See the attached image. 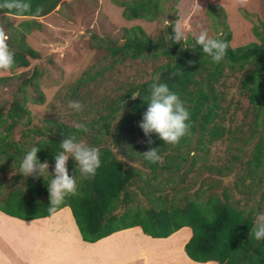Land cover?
<instances>
[{"label":"trees","instance_id":"obj_1","mask_svg":"<svg viewBox=\"0 0 264 264\" xmlns=\"http://www.w3.org/2000/svg\"><path fill=\"white\" fill-rule=\"evenodd\" d=\"M113 1L119 4L118 0ZM67 2L0 0V17L24 18L23 29L31 31L40 27L38 19ZM25 4L29 6L25 8ZM119 5L124 8L122 16L127 21L154 19L162 13L160 0H125ZM169 24L166 33L155 41L135 27L127 31L122 47L116 43L108 46V50L115 61L118 57L140 60L160 52L165 62L155 72L160 82L167 83L185 101L191 113L190 135L175 146L165 144L156 134L152 135L153 143H147L138 125L147 110L143 97L148 95L152 81L130 85L120 100L91 104L89 112L97 119L85 124L86 130L48 120L49 127L30 131L39 138L36 142H31L30 133L25 132L21 143L11 138L17 126L28 125L31 119L26 97L16 99L7 111L0 107V156L18 161L27 151H21L22 143H39V160L47 161L49 168H54L55 151L59 150V143L64 138L75 133L81 139L87 130L96 129L99 136L91 145L100 150L101 166L94 177L87 178L80 175L76 162L69 159V174L78 176L79 191L75 196H67L54 212L49 211L47 179L37 176L25 177L24 189H14L7 198L0 199L10 207L5 209L2 205L0 211L22 221H31L49 218L69 208L82 240L91 244L135 227L153 239H167L188 227L192 235L185 244V253L194 262L264 264V241L250 238L256 215L264 208V23L252 28L255 43L235 49L230 47L226 32L223 40L229 47L225 59L219 63L203 54L199 45L190 47L188 42H171L168 35L172 33L173 23ZM7 43L15 57L14 66L8 70L11 73L28 69L30 60L39 57L27 47L24 34L15 32L11 40L7 38ZM237 74H241L238 95L248 101L246 118L252 116L247 131L242 130L245 124L235 128L231 124L224 125L230 106H223L226 93L220 80ZM25 75L26 72L22 74ZM37 78L35 71L22 81L20 91L24 92L28 86L37 87ZM91 79L94 77L84 81ZM135 92L140 95L134 100ZM76 94L77 89L72 92L73 98H77ZM37 100L44 103L40 91ZM117 117H121L118 119V138H112L110 128ZM122 132L126 133L127 139H122ZM224 143L231 146L227 149L228 157L223 163L213 161L211 156L217 155L216 152L213 154L214 149ZM150 148H159L160 161L152 163L144 159L143 153ZM119 156L129 160L139 158L143 166L125 165ZM143 168L149 169L148 175H144ZM204 170L211 178H202L193 188L190 177ZM164 173L172 177H167L161 184L159 178ZM233 175L234 183L226 185L223 179ZM21 177L19 174L14 181ZM141 196L147 199L146 206L139 201Z\"/></svg>","mask_w":264,"mask_h":264},{"label":"rangeland","instance_id":"obj_2","mask_svg":"<svg viewBox=\"0 0 264 264\" xmlns=\"http://www.w3.org/2000/svg\"><path fill=\"white\" fill-rule=\"evenodd\" d=\"M67 1L48 16L38 19L40 27L31 31L23 29L22 23H26L24 18L0 17V31L5 34L6 42L7 38L11 40L15 32L24 34L27 47L39 55L38 58L30 60V67L24 71H0V107L7 111L16 99L22 100L26 97V107L30 111V124H20L11 136L16 143H21L24 132L30 133L31 142H36L39 138L30 131L33 128L49 127L48 120L72 128H75V123L89 124L97 119L94 113L89 112L91 104L95 105L102 100L107 104L112 100H120L130 85H141L158 77L155 71L165 62L160 52H153L140 60L118 57L115 61L112 58L108 46L118 43L119 47H122L128 30L139 27L155 41L166 33L170 22L173 26L179 22L186 31L184 42H188L190 47L197 46L196 37L206 29L212 38L223 39L229 33V45L235 49L255 43L257 40L252 28L264 23V0H160L161 15L154 19L146 17L132 21H127L122 16L124 8L119 4L125 0H118L119 4L113 0ZM35 71L38 73L37 87L28 86L21 92L22 81L28 79ZM24 72L25 77L22 76ZM240 76L241 74L226 76L220 80L226 93L223 106H230L224 125L231 124L235 128L245 124L242 130L247 131V124L252 120V116L246 118L248 101L238 95ZM87 77L94 79L84 81ZM75 89L77 98L72 96ZM39 91L44 98L42 104L37 100ZM79 98H82L84 105L83 113L74 112L68 107L71 101ZM120 118L117 117L112 122V138H118ZM24 123H27V120H24ZM97 136L99 134L96 129H89L81 139L91 145ZM127 137L126 133L122 132V139ZM110 141L111 137L108 136V142ZM228 144L224 143L214 149L213 154L216 152L217 155L211 156L213 161L224 162L228 157L227 149L231 147ZM31 145L22 143L21 151L29 150ZM119 159L125 165L135 163L137 168L143 166L139 158L129 160L119 156ZM15 160L16 158L11 160L0 156V199L7 198L14 189L25 188L23 175L21 179L14 181L20 174ZM53 170L54 168H49V172ZM142 171L144 175L149 174V169L143 168ZM167 177L172 176L161 174L159 183L163 184ZM202 178L208 179L211 176L206 174V170L191 176L189 181L192 187L196 188ZM223 181L226 185H232L235 175ZM39 198L44 199L43 196ZM146 200L144 196L139 199L144 206ZM2 205L5 209H10L7 204L0 202L1 207ZM261 212H264V208Z\"/></svg>","mask_w":264,"mask_h":264},{"label":"clouds","instance_id":"obj_3","mask_svg":"<svg viewBox=\"0 0 264 264\" xmlns=\"http://www.w3.org/2000/svg\"><path fill=\"white\" fill-rule=\"evenodd\" d=\"M28 6L24 5L25 8ZM168 39L173 43H183L186 39L185 28L179 22L175 23ZM195 43L200 46L203 54L216 63L225 59L229 47L225 40L212 38L206 29L199 33ZM14 64V53L6 42L5 34L0 31V71H8ZM135 93L140 95L139 92ZM143 99L147 103V110L138 126L142 129L149 145L153 143L151 139L153 134H156L165 144L173 146L190 135V110L180 94L171 90L167 83L160 82L158 77H154L149 84L148 95ZM68 107L79 113L83 111L84 105L81 101L74 100L69 103ZM74 127L78 130H86V126L81 123H75ZM37 144L39 143H33L19 161L16 160V163H18L19 173L24 177L39 176L45 181L47 177L51 205L49 211L54 212L67 196H75L79 191L78 176L69 174V159L72 158L76 162L81 176L92 178L101 166V153L97 147L87 144L75 133L71 134L59 143V150L55 151L54 155V170L49 172V163L41 162L38 158L41 145L37 147ZM158 149L150 148L142 156L149 162H158L161 160ZM250 238L257 242L264 241V212L256 215ZM0 264H3L2 260Z\"/></svg>","mask_w":264,"mask_h":264},{"label":"crops","instance_id":"obj_4","mask_svg":"<svg viewBox=\"0 0 264 264\" xmlns=\"http://www.w3.org/2000/svg\"><path fill=\"white\" fill-rule=\"evenodd\" d=\"M188 227L167 239H151L140 228L117 232L96 243L82 240L72 212L22 221L0 213V260L3 264H216L188 258Z\"/></svg>","mask_w":264,"mask_h":264},{"label":"water","instance_id":"obj_5","mask_svg":"<svg viewBox=\"0 0 264 264\" xmlns=\"http://www.w3.org/2000/svg\"><path fill=\"white\" fill-rule=\"evenodd\" d=\"M119 45H120V44H119ZM119 45H118V46H119ZM136 97H137V95H136V94H134V96H133V99H134V98L136 99Z\"/></svg>","mask_w":264,"mask_h":264}]
</instances>
